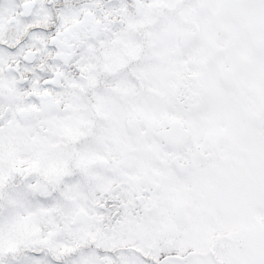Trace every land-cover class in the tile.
Returning <instances> with one entry per match:
<instances>
[{"label": "flooded vegetation", "instance_id": "1", "mask_svg": "<svg viewBox=\"0 0 264 264\" xmlns=\"http://www.w3.org/2000/svg\"><path fill=\"white\" fill-rule=\"evenodd\" d=\"M0 264H264V0H0Z\"/></svg>", "mask_w": 264, "mask_h": 264}]
</instances>
